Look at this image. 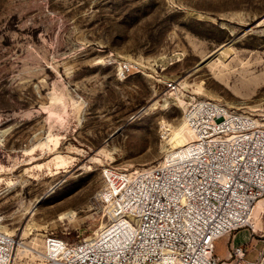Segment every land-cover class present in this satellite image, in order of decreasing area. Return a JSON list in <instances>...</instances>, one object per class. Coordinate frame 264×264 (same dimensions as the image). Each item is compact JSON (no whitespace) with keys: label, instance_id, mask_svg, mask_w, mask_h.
Segmentation results:
<instances>
[{"label":"rangeland","instance_id":"rangeland-1","mask_svg":"<svg viewBox=\"0 0 264 264\" xmlns=\"http://www.w3.org/2000/svg\"><path fill=\"white\" fill-rule=\"evenodd\" d=\"M203 100L264 124V0H0V228L13 264H41L50 235L76 243L104 227V171L161 163L192 138L184 111ZM250 242L256 261L263 243L241 230L236 245Z\"/></svg>","mask_w":264,"mask_h":264},{"label":"built area","instance_id":"built-area-1","mask_svg":"<svg viewBox=\"0 0 264 264\" xmlns=\"http://www.w3.org/2000/svg\"><path fill=\"white\" fill-rule=\"evenodd\" d=\"M184 122L191 140L158 165L105 170L107 223L76 243L46 237L41 264H264V229L251 225L264 199V124L213 100L190 104ZM245 229L263 243L256 261L247 260L251 242L216 255L218 241ZM14 253L0 232V264Z\"/></svg>","mask_w":264,"mask_h":264},{"label":"bare ground","instance_id":"bare-ground-1","mask_svg":"<svg viewBox=\"0 0 264 264\" xmlns=\"http://www.w3.org/2000/svg\"><path fill=\"white\" fill-rule=\"evenodd\" d=\"M230 53H231V52H230L229 48H228V47L226 48V47L223 46V47L220 48V50L218 51V53H217L218 55H217V54H216V55H217V57H218L219 59H221V60H225V59L229 56ZM213 101H214V100H213ZM192 103H193V102H192ZM192 103H190V104H192ZM190 104H188V105L186 106V108H187ZM186 108H185V110H186ZM188 131H189V130H188ZM189 133H190V131H189ZM189 140H191V137L189 138ZM189 140H188V141H189ZM263 215H264V199H261V200L256 204V206H255V208H254V211H253L252 218H251V225H252V227H254V229L257 230V231H259L260 228H259V229L256 228V227H257V222L254 223V219H253V217L255 218V220H257L258 217H263ZM0 223H1V220H0ZM0 232L14 240V238H13L12 236H10V235L4 233V232L1 230V228H0ZM14 243H15V247H16V242H15V240H14Z\"/></svg>","mask_w":264,"mask_h":264},{"label":"crops","instance_id":"crops-1","mask_svg":"<svg viewBox=\"0 0 264 264\" xmlns=\"http://www.w3.org/2000/svg\"><path fill=\"white\" fill-rule=\"evenodd\" d=\"M243 231V230H242ZM240 233V231L239 232H237L236 234H235V238H234V240L233 241H231V239L230 240H228V239H224V240H220V241H222V242H220V244H221V251H222V254H220V257L222 258V259H224V249L226 248V247H228L229 248V251H228V257L230 256V254H231V252H230V244H231V242H233V245L234 246H237L236 245V240H237V235ZM247 244V243H246ZM245 244V245H246ZM250 248H248V254L250 253Z\"/></svg>","mask_w":264,"mask_h":264}]
</instances>
